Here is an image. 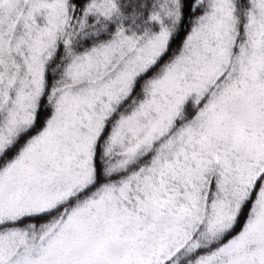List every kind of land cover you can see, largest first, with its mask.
I'll use <instances>...</instances> for the list:
<instances>
[{
  "label": "snow or ice",
  "instance_id": "1",
  "mask_svg": "<svg viewBox=\"0 0 264 264\" xmlns=\"http://www.w3.org/2000/svg\"><path fill=\"white\" fill-rule=\"evenodd\" d=\"M0 264H264V0H0Z\"/></svg>",
  "mask_w": 264,
  "mask_h": 264
}]
</instances>
